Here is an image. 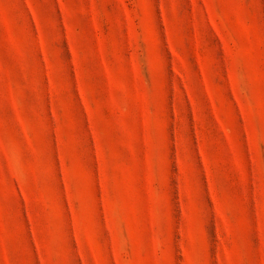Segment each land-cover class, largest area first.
Wrapping results in <instances>:
<instances>
[{"label":"rangeland","instance_id":"1","mask_svg":"<svg viewBox=\"0 0 264 264\" xmlns=\"http://www.w3.org/2000/svg\"><path fill=\"white\" fill-rule=\"evenodd\" d=\"M0 264H264V0H0Z\"/></svg>","mask_w":264,"mask_h":264}]
</instances>
